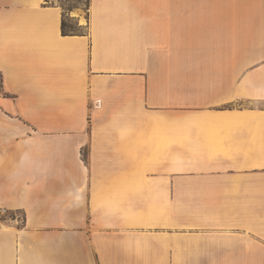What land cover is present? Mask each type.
Segmentation results:
<instances>
[{
	"label": "crops",
	"instance_id": "crops-1",
	"mask_svg": "<svg viewBox=\"0 0 264 264\" xmlns=\"http://www.w3.org/2000/svg\"><path fill=\"white\" fill-rule=\"evenodd\" d=\"M66 18L0 0V264H264V0Z\"/></svg>",
	"mask_w": 264,
	"mask_h": 264
},
{
	"label": "rangeland",
	"instance_id": "rangeland-1",
	"mask_svg": "<svg viewBox=\"0 0 264 264\" xmlns=\"http://www.w3.org/2000/svg\"><path fill=\"white\" fill-rule=\"evenodd\" d=\"M55 2L61 7L62 13L64 14V20L69 26L67 32H78L79 28L76 24L66 18V13L74 12L75 8L82 10V16L86 17L88 0H55Z\"/></svg>",
	"mask_w": 264,
	"mask_h": 264
},
{
	"label": "trees",
	"instance_id": "trees-1",
	"mask_svg": "<svg viewBox=\"0 0 264 264\" xmlns=\"http://www.w3.org/2000/svg\"><path fill=\"white\" fill-rule=\"evenodd\" d=\"M88 3H89V0H88ZM69 26L67 25L66 21L64 19H62L61 21V32L62 34H69V32L66 31V29L68 28Z\"/></svg>",
	"mask_w": 264,
	"mask_h": 264
},
{
	"label": "built area",
	"instance_id": "built-area-1",
	"mask_svg": "<svg viewBox=\"0 0 264 264\" xmlns=\"http://www.w3.org/2000/svg\"><path fill=\"white\" fill-rule=\"evenodd\" d=\"M2 212H4V210H2Z\"/></svg>",
	"mask_w": 264,
	"mask_h": 264
}]
</instances>
